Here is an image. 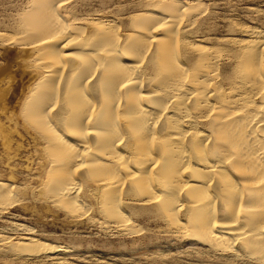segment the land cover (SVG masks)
<instances>
[{
	"label": "bare ground",
	"instance_id": "obj_1",
	"mask_svg": "<svg viewBox=\"0 0 264 264\" xmlns=\"http://www.w3.org/2000/svg\"><path fill=\"white\" fill-rule=\"evenodd\" d=\"M33 3L24 45L38 53L46 80L35 85L23 111L40 121L61 116L58 123L68 129L46 137L61 172L57 200L77 208L74 177L93 169L117 221L118 188L127 178L137 200H154L176 227L186 211L183 228L197 242L212 249L240 242L251 260L264 264V43L247 46L244 67L223 88L219 56L188 40L197 23L193 5H154L131 16L125 35L88 20L74 27L87 32L82 38L60 12L68 0ZM29 245L34 256L55 251L34 240Z\"/></svg>",
	"mask_w": 264,
	"mask_h": 264
},
{
	"label": "rangeland",
	"instance_id": "obj_2",
	"mask_svg": "<svg viewBox=\"0 0 264 264\" xmlns=\"http://www.w3.org/2000/svg\"><path fill=\"white\" fill-rule=\"evenodd\" d=\"M36 1L0 0V184L5 187L0 196V264H260L248 257L238 241L213 249L197 242L183 228L182 223L189 218L186 211L179 215L182 226L176 227L154 200L138 201L127 178L118 188L124 220H117L122 222L119 224L108 214V194L99 178L92 175L93 169L79 170L74 177L77 208L57 200L53 189L61 172L58 156L51 150L47 153L46 137L67 134L68 129L58 123L61 116L40 121L29 115L30 110L23 111V102L35 85L46 80L42 79L44 69L38 65V53L24 45L25 28H29ZM166 1L193 5L197 23L188 40L211 48L219 56L223 88L238 76L235 68L244 67L252 49L247 46L255 40L264 43V0H68L60 12L75 30L74 37H86L87 32L74 27H85L88 20L112 24L125 35L131 30V16L149 13L154 5ZM68 50L76 51L72 47ZM73 59L80 57L74 55ZM52 161L56 167L50 170ZM31 240L55 251L30 255Z\"/></svg>",
	"mask_w": 264,
	"mask_h": 264
}]
</instances>
